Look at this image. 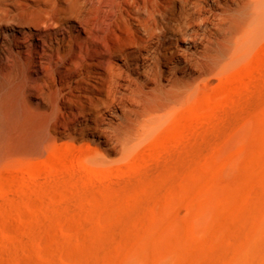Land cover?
<instances>
[{"label": "bare ground", "instance_id": "obj_1", "mask_svg": "<svg viewBox=\"0 0 264 264\" xmlns=\"http://www.w3.org/2000/svg\"><path fill=\"white\" fill-rule=\"evenodd\" d=\"M263 43L264 0H0V220L14 225L30 163L56 173L69 146L123 164Z\"/></svg>", "mask_w": 264, "mask_h": 264}, {"label": "rangeland", "instance_id": "obj_2", "mask_svg": "<svg viewBox=\"0 0 264 264\" xmlns=\"http://www.w3.org/2000/svg\"><path fill=\"white\" fill-rule=\"evenodd\" d=\"M263 44L123 164L88 168L69 146L56 173L30 163L29 199H16L14 227L0 220L10 264H264Z\"/></svg>", "mask_w": 264, "mask_h": 264}]
</instances>
